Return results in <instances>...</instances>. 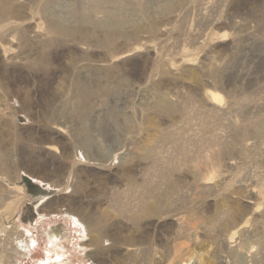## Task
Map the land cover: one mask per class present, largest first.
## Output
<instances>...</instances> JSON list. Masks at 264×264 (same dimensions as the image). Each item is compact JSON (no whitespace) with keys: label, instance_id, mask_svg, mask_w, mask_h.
<instances>
[{"label":"rangeland","instance_id":"rangeland-1","mask_svg":"<svg viewBox=\"0 0 264 264\" xmlns=\"http://www.w3.org/2000/svg\"><path fill=\"white\" fill-rule=\"evenodd\" d=\"M0 264H264V0H0Z\"/></svg>","mask_w":264,"mask_h":264},{"label":"bare ground","instance_id":"bare-ground-1","mask_svg":"<svg viewBox=\"0 0 264 264\" xmlns=\"http://www.w3.org/2000/svg\"><path fill=\"white\" fill-rule=\"evenodd\" d=\"M117 23V22H116ZM210 95H211V97H212V100L214 101V102H221L222 100H223V97H222V95L221 94H219V93H217V92H213V91H211L210 93H209ZM219 156V155H218ZM145 208V207H144ZM13 209V208H12ZM17 220V219H16ZM15 220V221H16ZM26 232H27V234H29V232L26 230ZM50 240H49V243L50 244H53L54 243V241L55 240H53V238L51 239V237L49 238ZM35 244H36V242L35 241H33V246H35ZM61 244V243H60ZM58 247V248H57ZM56 248H57V250L58 251H54V253L56 254V258H55V260H57V261H64V260H66L67 258L62 254V253H60V251H63V248H62V246H57Z\"/></svg>","mask_w":264,"mask_h":264},{"label":"trees","instance_id":"trees-1","mask_svg":"<svg viewBox=\"0 0 264 264\" xmlns=\"http://www.w3.org/2000/svg\"><path fill=\"white\" fill-rule=\"evenodd\" d=\"M25 181H26V183H27L28 186H32L31 185V181L29 179H25Z\"/></svg>","mask_w":264,"mask_h":264}]
</instances>
